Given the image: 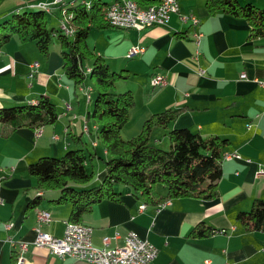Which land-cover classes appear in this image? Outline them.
<instances>
[{"label": "crops", "instance_id": "crops-1", "mask_svg": "<svg viewBox=\"0 0 264 264\" xmlns=\"http://www.w3.org/2000/svg\"><path fill=\"white\" fill-rule=\"evenodd\" d=\"M13 1L0 7V21L8 16L6 11L26 2ZM59 1L67 2L55 3ZM178 1L179 11L172 12L164 25L142 29L110 25L89 32L94 36V51L111 68L128 73L115 82V89L130 88L134 96L124 137L137 134L150 114L175 107L179 110L171 127H188L204 137H224V150H235L239 157L221 161L219 194L215 197L177 196L160 206L145 203L127 186L117 185L122 191L120 199L96 202L80 222L92 227L91 240L97 247L105 245L104 236L110 237L107 247L121 246L127 231L134 230L158 249L148 264H206V259L209 264H264V231L246 230L236 219L255 198L264 199V174L259 173L264 164V86L254 80L264 77V36H251L249 24L241 16L210 11L205 0ZM239 1L264 7V0ZM113 2H108V7ZM180 13H193L200 21H183ZM199 31L202 35L197 45L194 35ZM51 45L54 51L46 56L34 41L23 42L15 36L0 47V106L35 102L44 93L59 110L56 121L43 125L38 136L27 126L6 137L0 135V264H13L15 258L8 235L28 242L23 264H95L69 255L58 256L32 243L37 210L50 213L43 229L61 236L71 206L51 201L57 197V189L37 187L28 171L30 162L40 155H60L76 146L92 152L87 165L90 161L94 178L89 184H95L104 172L103 162L98 161L104 145L99 148V139L96 146L92 145L97 124L89 125V133L83 130L91 106L85 104L81 109L77 104L80 90L64 74L61 53L56 52L55 43ZM136 45L141 50L126 55ZM35 61L38 65L33 67ZM242 72L245 77H240ZM155 74L162 75L166 82L150 84ZM162 130L164 136L155 137V142H165L168 148L167 129ZM72 133L80 134L81 140L73 142ZM38 194L40 202L28 208V201ZM141 203L145 204L143 208ZM4 221L12 222L11 227L5 228ZM199 222L211 225L214 232L192 236L191 229Z\"/></svg>", "mask_w": 264, "mask_h": 264}, {"label": "trees", "instance_id": "trees-1", "mask_svg": "<svg viewBox=\"0 0 264 264\" xmlns=\"http://www.w3.org/2000/svg\"><path fill=\"white\" fill-rule=\"evenodd\" d=\"M39 1L26 0L0 21V47L15 36L23 42L34 41L46 56L53 36H56L64 74L75 86L84 89L87 101H91V91L95 90L87 119L93 118L97 124L92 145L96 146L98 139L104 145V153L98 155L104 172L100 180L89 184L94 178L93 168L87 165L92 152L88 153L82 147H69L60 155H40L28 164L37 187L57 189L59 193L51 201L70 203L69 220L75 221V225H83L80 222L83 213L96 202L104 198L120 199L122 191L117 185L127 186L143 202L154 204L177 196H217L226 138L204 137L188 127H171L179 110L175 107L150 114L137 134L130 137L121 134L134 105V96L130 88L115 89V82L126 78L128 73L125 69L111 68L107 60L87 43L91 28L111 25L106 19L108 1L90 0L87 5L82 0H67L59 4L60 15L63 14L61 23L72 31L71 34L61 29L59 21L58 27L47 26L48 11L38 4ZM137 1L143 6L159 0ZM205 5L212 12L219 10L245 18L251 36H264V7L239 0H205ZM85 59H90V64L85 65ZM58 115L55 102L44 93L35 102L0 106V135L6 137L23 126L36 128L54 123ZM85 123L87 130L84 125L83 130L88 133L89 124ZM158 128L167 129L168 148L156 144L153 132ZM71 140L77 143L81 135L72 133ZM40 199L41 195H36L28 201L27 207H35ZM236 219L246 230L264 231V199L255 198L248 210L237 213ZM214 230L211 225L199 222L192 227L191 234L206 236Z\"/></svg>", "mask_w": 264, "mask_h": 264}, {"label": "built area", "instance_id": "built-area-1", "mask_svg": "<svg viewBox=\"0 0 264 264\" xmlns=\"http://www.w3.org/2000/svg\"><path fill=\"white\" fill-rule=\"evenodd\" d=\"M55 0H41L40 5H51ZM52 10V9H51ZM106 11H116L120 14V21H109L111 25L122 28L142 29L155 24H166L172 12L179 11L178 0H159L158 2L148 5H140L137 0H119V3L113 7H107ZM180 18L183 21L189 20L193 24H198L200 19L193 13H180ZM68 30V29H67ZM202 33H195V42L198 45ZM141 50L139 46H133L129 49L128 55ZM33 67L38 63L35 61L31 64ZM245 72L240 73V77H245ZM260 85L264 86V77L254 78ZM153 86L160 85L166 82L165 78L160 74H155L151 78ZM84 91V89H83ZM68 106V105H67ZM84 129L87 130L86 123ZM35 135L41 133V127L34 128ZM239 157L235 150H225L222 152V160ZM259 173L264 174V164L259 168ZM170 199H166L160 203L163 206L169 203ZM3 202V197L0 194V203ZM145 206L140 204V208ZM37 223L33 227L35 237L32 243L38 246L46 247L50 252L58 256H73L95 264H148L156 255L157 247L146 238L140 237L134 230H129L124 235V244L121 246L107 247L110 237L104 236L103 247L93 245L91 240L92 227L83 223V227H75V221H65V227L61 236L53 235L43 229V224L50 220V213L45 209H39L36 213ZM12 222L4 221L5 228H10ZM11 246L14 248L15 258L13 264H23L25 256L24 252L28 247L27 241L15 240L11 235L7 236ZM206 264L209 260L206 259Z\"/></svg>", "mask_w": 264, "mask_h": 264}, {"label": "rangeland", "instance_id": "rangeland-1", "mask_svg": "<svg viewBox=\"0 0 264 264\" xmlns=\"http://www.w3.org/2000/svg\"><path fill=\"white\" fill-rule=\"evenodd\" d=\"M12 1L13 0H0V7L2 6V7H4L5 5H10V4H12ZM79 1H81V0H76V2H79ZM83 1V0H82ZM87 1H90V0H87ZM106 1H108V2H110L111 0H106ZM14 2V1H13ZM63 1H59V3L57 2V4L55 3H53L52 5H51V9H53V11L52 12H47V14H46V20H47V26L48 27H50V26H55V27H58V21H60V18L61 17H63V14L61 13V15H60V11H59V8H58V5L59 4H61ZM42 7H45V6H42ZM47 8H48V6H47ZM1 9V8H0ZM51 9L49 10V11H51ZM10 11L8 10V11H6V15H10ZM60 16V17H59ZM105 17H106V14H105ZM107 19V18H106ZM108 20V19H107ZM109 21V20H108ZM63 23V22H62ZM62 25L63 24H61V27H62ZM70 36H72V35H70ZM93 40H94V36L93 35H90L88 38H87V43H88V45H89V47H91L92 49H93ZM52 43H55V49H56V52L57 53H60V46H59V43H58V41H57V39H56V36H53V42ZM52 46V45H51ZM51 46H50V48H49V52H53L54 50H51ZM105 52H109V50L108 51H106V50H104ZM129 51V50H128ZM128 51H127V54L126 55H128ZM49 54V53H48ZM107 54H109V53H107ZM43 55V54H42ZM44 56V55H43ZM45 58V57H44ZM84 64L85 65H87V64H90V59H85L84 60ZM32 74V73H31ZM154 76V75H153ZM153 76H151L150 77V80H151V78L153 77ZM89 82V84H91L92 85V87H94V84L91 82V81H88ZM150 84H151V81H150ZM79 88V90H80V92H79V103H77L79 106H80V108L81 109H84L85 108V104H88L89 106H91L92 107V104H93V100H94V96H95V90H92L91 91V94H92V99H91V101L90 102H87L86 100H87V97H86V94H85V92L83 91V90H81L80 89V87H78ZM69 91H72L71 89L69 90ZM72 93H73V91H72ZM66 104V105H65ZM57 105L58 106H60L61 108H62V102L61 101H58L57 102ZM63 105L66 107L67 106V103H63ZM68 106H69V104H68ZM70 107V106H69ZM130 116H131V114L129 115V118H130ZM129 118H128V120H129ZM88 120V123H89V125H91V124H93L95 121L93 120V118H88L87 119ZM86 121V120H85ZM85 121H84V123H85ZM127 122V121H126ZM127 126H122V128H121V134L124 136L125 135V133H127V128H126ZM156 130V129H155ZM155 130H154V132H153V137H157V138H159V137H162V136H164V134H163V130H162V128H159V130L157 131V132H155ZM156 139V138H155ZM99 148L101 147V144H102V142L101 141H99ZM156 144L157 145H159V146H161V147H164V148H166L167 146H166V143L165 142H162V143H160L159 141L158 142H156ZM88 147L90 148V146L88 145ZM98 159H95L94 161H97ZM98 161H100L101 163H102V160L100 159V160H98ZM89 165H90V161H89ZM95 171H96V168H95Z\"/></svg>", "mask_w": 264, "mask_h": 264}, {"label": "bare ground", "instance_id": "bare-ground-1", "mask_svg": "<svg viewBox=\"0 0 264 264\" xmlns=\"http://www.w3.org/2000/svg\"><path fill=\"white\" fill-rule=\"evenodd\" d=\"M57 0H55V2H56ZM55 2H54V4H55ZM119 3V0H114V2L109 6V7H113V6H115L116 4H118ZM87 5H89V3H86ZM41 6H45V5H41ZM44 8H46V10L49 12V10H50V8L48 7L47 8V6H45ZM107 19L109 20V21H120V14L119 13H117L116 11H107ZM63 25H62V27H61V29L66 33V34H71L72 33V31L64 24V23H62ZM68 29V30H67ZM80 89L81 90H83V88L82 87H80ZM91 96V95H90ZM89 133V132H88ZM94 144H95V142H94ZM75 227H83V225H75Z\"/></svg>", "mask_w": 264, "mask_h": 264}]
</instances>
